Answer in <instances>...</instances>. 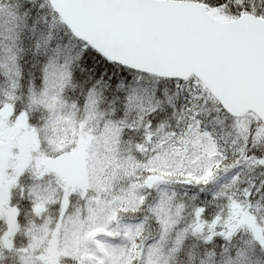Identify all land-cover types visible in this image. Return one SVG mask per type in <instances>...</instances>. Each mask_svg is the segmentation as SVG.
<instances>
[{
	"label": "snow or ice",
	"instance_id": "obj_1",
	"mask_svg": "<svg viewBox=\"0 0 264 264\" xmlns=\"http://www.w3.org/2000/svg\"><path fill=\"white\" fill-rule=\"evenodd\" d=\"M0 264H264V0H0Z\"/></svg>",
	"mask_w": 264,
	"mask_h": 264
}]
</instances>
